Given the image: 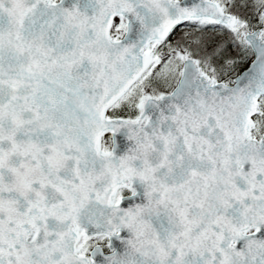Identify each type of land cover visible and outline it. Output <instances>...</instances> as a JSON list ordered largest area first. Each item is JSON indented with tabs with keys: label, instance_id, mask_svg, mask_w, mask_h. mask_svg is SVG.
Wrapping results in <instances>:
<instances>
[{
	"label": "snow or ice",
	"instance_id": "obj_1",
	"mask_svg": "<svg viewBox=\"0 0 264 264\" xmlns=\"http://www.w3.org/2000/svg\"><path fill=\"white\" fill-rule=\"evenodd\" d=\"M0 264H264V0H0Z\"/></svg>",
	"mask_w": 264,
	"mask_h": 264
}]
</instances>
